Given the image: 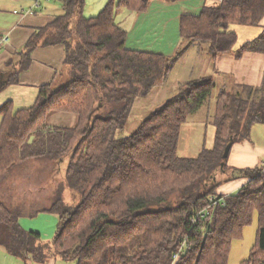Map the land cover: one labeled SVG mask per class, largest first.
<instances>
[{"label":"trees","instance_id":"1","mask_svg":"<svg viewBox=\"0 0 264 264\" xmlns=\"http://www.w3.org/2000/svg\"><path fill=\"white\" fill-rule=\"evenodd\" d=\"M60 1L63 13L0 68L1 90L20 82L38 46H65L62 75L40 88L33 106L15 109L9 101L0 107V246L25 264L58 257L75 264H229L232 241L257 213V240L240 264H264V164L233 168L224 158L230 142L248 138L252 126L264 121V79L259 86L220 89L211 118L213 144L195 156L179 153L181 130L214 97L218 85L212 75L180 83L131 133L118 135L135 101L161 86L193 44L212 56L264 53V29L238 49V36L230 30L233 23L258 25L264 0H221L198 14H182L173 55L128 48V32L115 19L120 8L147 10L150 0H108L94 16L84 14L86 0ZM52 111L74 112L78 124L49 125ZM34 158L57 164L68 158V164L52 205L27 211L31 195L14 200L5 194L8 180ZM224 176L247 182L223 195L217 189ZM67 188L80 194L75 206L62 198ZM40 211L59 216L48 241L19 221L24 213Z\"/></svg>","mask_w":264,"mask_h":264},{"label":"crops","instance_id":"2","mask_svg":"<svg viewBox=\"0 0 264 264\" xmlns=\"http://www.w3.org/2000/svg\"><path fill=\"white\" fill-rule=\"evenodd\" d=\"M99 1L100 10L98 11L100 12L108 0ZM220 3L221 0H150L147 10L142 12L118 9L115 19L128 32V48L173 55L181 40L180 20L182 14H198L203 7L218 6ZM32 6L31 0H0V68H5L17 53L22 52L37 30L50 25L59 14L63 13V4L60 0L43 1L41 5L33 8L32 12H26ZM96 13L94 14L97 15ZM94 14L91 15L94 16ZM263 29L264 18L258 25L231 24L230 30L238 36L235 49L241 47L245 42L257 38ZM197 47L200 53L207 54L210 60L209 68L207 72L200 69L193 70L195 76L179 78L178 86L182 82L204 75H212L216 84L220 83L222 88L232 86L234 83L251 86L262 84L264 79L263 52L246 51L238 58L235 52L212 56L205 49L201 50V45L197 44ZM65 59L66 51L63 44L38 46L32 53L31 66L21 74L20 82L0 90V107L9 101L13 103L15 109L33 106L38 99L40 88L62 75ZM78 121L79 116L69 111H52L46 119L49 125L67 127L76 126ZM1 124L2 117L0 116V127ZM262 163H264V121L257 122L252 126L248 138L232 144L227 159L228 166L233 168H254ZM63 164L67 165L68 161H63ZM41 168L43 171H40ZM56 168L57 163L50 158H34L28 162L25 171L32 170L31 174L32 172L36 174L43 172L44 175H52ZM223 179L225 181L217 189L218 193L223 195L238 192L247 182L246 178L226 180V176H224ZM30 180V185L24 187V190L45 191V195L39 192L37 195L31 196L33 202L30 201V205L37 204L44 208L47 207L45 205H50L48 201L51 197L50 191H56L63 177L55 178L54 181L45 178L44 181L39 182L38 177L35 180ZM42 182L44 184H41ZM19 221L23 228L39 232L43 240L48 241L56 231L59 216L49 211H40L34 216L24 213ZM0 249L6 251L2 246ZM3 254L0 253V256Z\"/></svg>","mask_w":264,"mask_h":264},{"label":"rangeland","instance_id":"3","mask_svg":"<svg viewBox=\"0 0 264 264\" xmlns=\"http://www.w3.org/2000/svg\"><path fill=\"white\" fill-rule=\"evenodd\" d=\"M104 6L105 5H103V7ZM84 7V14L87 16H92L91 14L99 12L98 10H100V1L86 0ZM197 48V44H193L192 46H190L189 49L174 65L165 82L161 86L153 89L147 97L138 98L135 101L125 129L118 132L119 136H121L125 132L131 133L138 126V124L146 114H148L151 110L155 109L159 105L163 104L171 96L175 95L177 93V81L179 80V78L195 76L193 70L197 71L198 69H200L207 72L210 60L207 57V54L200 53ZM217 85L218 86L213 93L214 97L210 98L201 110L190 116L189 122L182 127L179 143V153L181 155L195 156L202 150L204 146H211L213 144L215 125L212 123L211 118L214 114V105L216 99L215 95L218 94V92L222 88L220 83H218ZM228 88L234 89V87L232 86H229ZM63 161H68V158H64L62 161L58 162L56 171L52 175H44L43 172H40L38 174L32 172L31 174L30 171L32 170H27L11 177L7 182L10 189L5 194V197L12 194L15 200L25 193H28L27 195L35 196L39 192H41L40 194L45 195V191H32L30 189L24 190V187L30 185V179L35 180L36 177H38L39 182L44 181L45 178L47 180L54 181L55 178L64 177L67 165L63 164ZM33 171H35V169H33ZM40 171H43V169L41 168ZM41 184L44 183L42 182ZM56 192L57 191H50L51 197L48 200L50 202V205L45 206L49 207L52 205ZM31 196L26 197V199H30V201L33 202ZM62 198L69 205L75 206L80 201V194L75 190L67 188L63 190ZM38 208H42L41 205L33 204V207H25L24 210L33 211ZM258 227V215L257 213H255L253 221L243 229L242 236L239 238H235L232 241L229 264H240L244 259L249 257L251 248L257 240ZM0 253H4L2 256H0V264H25V262H23L21 259L13 255L6 254L7 252L3 249H0ZM28 264L40 263L30 262ZM45 264H75V262L71 260H64L58 257L56 259L50 260Z\"/></svg>","mask_w":264,"mask_h":264},{"label":"built area","instance_id":"4","mask_svg":"<svg viewBox=\"0 0 264 264\" xmlns=\"http://www.w3.org/2000/svg\"><path fill=\"white\" fill-rule=\"evenodd\" d=\"M16 1H21V0H16ZM31 1H32V3H33V6L30 7V8H28V9L26 10V12H32L33 8L38 7L39 5H41V4L43 3V1H48V0H31ZM15 12H18V10H15ZM263 164H264V163H263ZM205 210H206V209H205ZM205 212H206V211H205ZM203 213H204V212H203ZM181 253H182L181 250L177 251V252L174 254V256H173V260L176 261V260L180 257Z\"/></svg>","mask_w":264,"mask_h":264},{"label":"water","instance_id":"5","mask_svg":"<svg viewBox=\"0 0 264 264\" xmlns=\"http://www.w3.org/2000/svg\"><path fill=\"white\" fill-rule=\"evenodd\" d=\"M231 146H232V142H230L228 145H227V147H226V149H225V151H224V158H227L228 157V155H229V151H230V149H231ZM225 165V162H223L222 163V167Z\"/></svg>","mask_w":264,"mask_h":264}]
</instances>
